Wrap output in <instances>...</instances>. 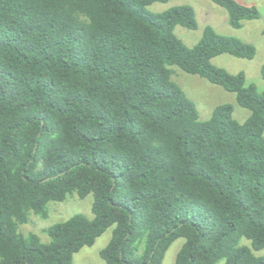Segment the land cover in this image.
I'll return each instance as SVG.
<instances>
[{"label": "trees", "instance_id": "obj_1", "mask_svg": "<svg viewBox=\"0 0 264 264\" xmlns=\"http://www.w3.org/2000/svg\"><path fill=\"white\" fill-rule=\"evenodd\" d=\"M169 0H0V264H72L112 228L105 264H264V90L221 55L252 60L253 45L205 26ZM240 29L260 17L209 0ZM235 94L206 121L173 68ZM264 81V66L261 67ZM93 196L82 214L24 235L50 203ZM245 239L249 244H241ZM257 254V255H256Z\"/></svg>", "mask_w": 264, "mask_h": 264}, {"label": "rangeland", "instance_id": "obj_2", "mask_svg": "<svg viewBox=\"0 0 264 264\" xmlns=\"http://www.w3.org/2000/svg\"><path fill=\"white\" fill-rule=\"evenodd\" d=\"M236 1L245 6L256 7L260 13L259 19L244 21L242 28L234 29L228 23L227 12L209 0H169L167 3H154L148 7V10L153 13H160L178 6H190L193 8L198 22V29L187 30L180 26L175 29L176 35L188 47L194 46L199 41L205 26H211L219 34L236 37L253 45L256 49V55L252 60L221 55L213 60V64L232 74L243 72L246 76L247 84H255L259 92H262L264 90V81L261 78V67L264 66V0ZM173 71V81L180 86L185 95L195 104L201 121L208 120L213 110L223 104L233 105V117L237 122L244 123L249 117L250 112L237 104L235 94L227 92L222 87L213 85L203 78L189 75L177 67H174ZM92 205V195H88L83 200H80L75 195L63 203H50L48 205V218L42 219L38 216L30 215L29 222L20 227L21 232L24 235L36 234L42 243H48L50 238L45 232L46 229L77 214L92 218ZM111 236L112 228L99 237L92 247L83 248L78 252L74 256L72 264H105L100 257V252L108 245ZM183 244V238L176 240L166 252L162 264H175L176 255ZM241 244H249V242L242 239ZM257 254H264V250Z\"/></svg>", "mask_w": 264, "mask_h": 264}]
</instances>
